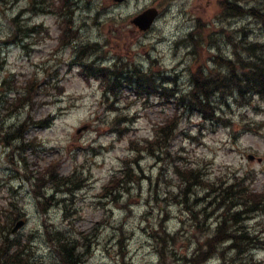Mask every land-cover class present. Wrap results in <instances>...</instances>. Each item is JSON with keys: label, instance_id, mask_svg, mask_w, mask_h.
I'll list each match as a JSON object with an SVG mask.
<instances>
[{"label": "rangeland", "instance_id": "1", "mask_svg": "<svg viewBox=\"0 0 264 264\" xmlns=\"http://www.w3.org/2000/svg\"><path fill=\"white\" fill-rule=\"evenodd\" d=\"M217 1L177 0L167 6V0H71V21L66 24L57 9H33V0H0V207L2 211L10 209L13 200L26 219V224L11 234L6 223L10 212L6 211L8 215L0 222V241L4 235L20 242L27 264H60L45 231L47 224L74 244L87 247V251L80 249L79 264H163L158 249L167 264H173L170 243L157 242L151 236L159 232L162 218L169 231H180L174 246L180 255L189 256L197 244L204 247L216 230V219L206 221L202 231L190 225L191 213L172 199L179 189L176 166L199 167L205 174L202 181L215 184L244 176L252 191H264V101L254 98L249 105L237 106L229 100L219 110L222 121L184 113L167 153L156 158L139 147L152 137L154 127L172 114L173 103L152 95L138 97L128 86L120 96L106 98L100 80L87 81L82 74L87 69L73 60L81 44L96 43L95 55L103 56L100 61L105 65L142 62L154 75L168 76L172 80L165 83L168 88L187 89L190 71L197 66L196 55L205 64L213 46L229 54L222 27L224 32L241 27L247 40L264 41V27L253 18L216 17ZM257 3L261 6L264 0L248 4ZM150 7L160 9L161 14L150 29L140 31L130 20ZM12 18H17L18 25ZM197 18L210 26L203 27V41L195 54L182 38ZM18 26L26 27V32L18 31ZM64 32L74 40L60 47ZM27 81L35 84L30 103L11 112L15 95L26 94ZM47 115L54 116L49 126L28 123L21 138L2 139L10 126L26 117L36 121ZM115 116L119 120H114ZM252 123L258 127L257 133L247 131ZM81 125L88 127L77 133ZM247 154L261 160H249ZM134 156L139 157L140 167L133 170L138 181L130 179L108 194L103 191ZM51 161L56 162L58 175L72 176L79 183L71 185L73 191L56 194L44 215L29 175ZM195 189L199 197L209 192L204 185ZM53 193L49 189L48 195ZM189 205L194 212L204 209L202 204ZM252 215L243 224L262 241L253 257L264 264V209ZM123 228L126 245L120 249L117 240ZM215 259L205 264L237 263L229 247L220 248ZM201 260H196L197 264H204Z\"/></svg>", "mask_w": 264, "mask_h": 264}, {"label": "trees", "instance_id": "2", "mask_svg": "<svg viewBox=\"0 0 264 264\" xmlns=\"http://www.w3.org/2000/svg\"><path fill=\"white\" fill-rule=\"evenodd\" d=\"M249 1L218 0V18L234 17L238 19L252 17L264 26V6L248 5ZM31 6L39 11L57 9L60 12L56 10L58 14L61 17L64 16L63 19L66 24L71 21L69 17V15L71 16V11H69L71 9V0H58V3L55 0H33ZM16 21L17 18H12L14 25H18ZM203 27V25H200V27L187 34L186 40L193 47L191 53L195 52L196 54L198 47L203 41ZM17 30L26 32V27L18 26ZM220 30L223 31L224 42L231 46V53L224 55L219 49H216L215 52H209L205 62H210V65L204 64L196 55L197 66L190 71V84L185 90H177V87L168 88L165 83H170L172 80L165 76L157 77L152 71L144 70L142 65L136 63L120 62L119 64L115 63L112 67L103 64H99L96 68L86 67L84 62L87 56L83 58L87 50L85 47H88L89 52L96 53V45L92 43L89 46L81 44L78 47L77 61L82 69H87V71L82 70L83 77L87 81L91 77L100 80L103 96L105 97H118L124 87L128 86L134 89V93L138 97L148 98L152 95L162 99H169L168 101L173 103L172 114L167 116L162 123L157 124L153 137L144 140L139 147L140 150L155 155L157 158L159 154L167 153L170 142L177 132L181 116L184 113H188V111L195 112L206 120L220 121L219 109L223 107V103L227 102V100L234 99L240 105L250 104L255 97L264 100V42L246 40L243 37L245 31L241 27L228 29L230 32H224V27ZM66 32L61 35L59 40L62 45H66L71 41V37H67L70 35L66 34ZM216 40L213 42H216ZM26 85V94L15 95V98L11 101V112H18L21 107L30 103V96H32L35 84H32V81H27ZM117 117L119 116H115L113 119L119 120ZM53 120V115H47L43 119L36 121L26 117L20 124L10 126V132H6L2 139L6 140L9 136L10 141L19 139L23 136L28 123H36L47 127ZM120 129L123 130L125 128L121 127ZM138 160L139 157L134 156V161L125 162L121 169V175L112 176L108 183L104 185L103 191H108V194L119 187H124L126 183L131 182L130 179L138 181L137 174L133 173V170L137 171L136 168L140 167L138 166ZM174 171L178 178L179 189L172 195V199L176 203L183 205L191 213L190 225L194 226L196 230L202 231L206 221L215 217L216 230L205 241L204 247H199L200 244H197L189 256H186V254L180 255L174 248L178 238L181 237L180 231H169L164 224L165 218L159 220V227L157 228L159 232H152L151 236L157 242L170 243L169 256L173 260V264H197L196 260L200 258L202 259L201 262L203 260L205 262L207 259L217 256L220 248L226 249L227 247L232 249L236 264H258L257 259L253 257L252 251L261 245L262 241L258 240L256 235L247 231L243 221L250 216L252 217V214L264 209V191L260 193L252 191L245 184L244 179L237 176L233 177L229 183L226 180L219 184L209 181L204 182L202 179L205 174L200 168L190 165L176 166ZM30 173L29 176L34 181V193L38 200V207L43 214L49 210L56 193L72 191L71 185H78L79 183L72 176L58 175L55 161L49 162L41 169L30 171ZM47 184L49 186H46ZM203 185L206 186L209 192L206 197H199L195 188L198 186L203 187ZM215 185L217 187H213ZM49 189H53L55 193L48 195ZM192 197L194 198L191 199ZM204 202H206V205H204ZM189 203L202 204L204 209L202 212H194ZM4 210L2 211L0 207V222L3 215H8L6 211H9L10 225L22 215L20 205H17L13 200H10V209ZM46 233L61 264H77L81 261L82 256L79 251L81 246L78 243L74 244L72 240L65 238L61 231L52 229L50 224L46 226ZM125 233L123 228L122 234L117 240L120 249H124L126 245L124 242L127 237ZM192 239L193 236L190 240ZM9 250L10 254L8 253ZM85 250L87 251V247ZM22 252V245L17 240L10 237V242L7 239L2 241L0 256L4 255L5 259L10 256V264H27ZM158 252H160L162 263L167 264L166 258L160 249H158ZM17 257L20 259L18 260ZM230 264H232L231 261Z\"/></svg>", "mask_w": 264, "mask_h": 264}, {"label": "water", "instance_id": "3", "mask_svg": "<svg viewBox=\"0 0 264 264\" xmlns=\"http://www.w3.org/2000/svg\"><path fill=\"white\" fill-rule=\"evenodd\" d=\"M155 15H156L155 10L147 9L143 13L133 18L132 22L138 25L140 29L145 30L151 25ZM77 131L79 132L80 129H78ZM22 224H23L22 220L18 221L14 226V228L12 229V231L17 230Z\"/></svg>", "mask_w": 264, "mask_h": 264}, {"label": "bare ground", "instance_id": "4", "mask_svg": "<svg viewBox=\"0 0 264 264\" xmlns=\"http://www.w3.org/2000/svg\"><path fill=\"white\" fill-rule=\"evenodd\" d=\"M100 63V58L99 56H96L94 54H91L87 57V66L90 68H96ZM57 166V164H56Z\"/></svg>", "mask_w": 264, "mask_h": 264}]
</instances>
